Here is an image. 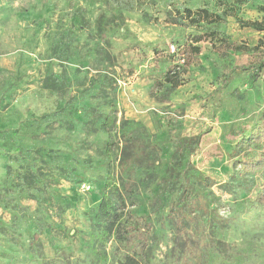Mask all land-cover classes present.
<instances>
[{
    "label": "rangeland",
    "instance_id": "obj_1",
    "mask_svg": "<svg viewBox=\"0 0 264 264\" xmlns=\"http://www.w3.org/2000/svg\"><path fill=\"white\" fill-rule=\"evenodd\" d=\"M260 7L264 0H0V264L94 263L90 228L104 184L117 182L121 138L135 140L132 209L152 225V264H264V172L238 177L227 158L264 103V72L248 86L259 58L244 50L264 49V32L237 22L259 21ZM201 10L219 22L201 20ZM112 17L117 26L102 37ZM51 75L62 90L41 88ZM114 108L106 134L100 124ZM176 145L186 150L178 166ZM23 170L33 186L22 185ZM186 172L208 178L206 191L225 208L204 218L182 260L166 215ZM113 249L108 241L102 264H114Z\"/></svg>",
    "mask_w": 264,
    "mask_h": 264
},
{
    "label": "trees",
    "instance_id": "obj_2",
    "mask_svg": "<svg viewBox=\"0 0 264 264\" xmlns=\"http://www.w3.org/2000/svg\"><path fill=\"white\" fill-rule=\"evenodd\" d=\"M258 10L262 14L259 21H237L240 27L263 33L264 7H260ZM197 15L201 20L210 22H219L220 20L215 16L208 20L210 15L204 10L198 11ZM115 26H117L115 18L107 19L102 24L101 36H105ZM211 36L215 35L211 34ZM201 40V36L194 38L195 43ZM261 46V42H259L254 47H245L244 49L259 58L258 64L253 65V71L249 75L248 86L250 88L254 86L259 76L264 72V49ZM192 50L194 53L199 52L197 48ZM41 88L48 92H56L62 90L63 87L60 81L51 75L43 79ZM114 113L115 108L100 124L101 130L106 134H110L114 128L116 121ZM258 120L259 124L251 126L245 134L240 135L227 154V158L232 161L233 167L236 168L238 177L253 172H264V103ZM134 141L133 139L121 138L122 150L117 162L119 175L117 182L114 183L110 180L104 184L102 196L96 207L87 246L92 258H95L93 264H102L107 261L108 257L104 248L108 241L114 243V254L110 257V261L114 264H152L151 253L148 249L149 239L153 232L152 225L147 216L138 215L132 209L136 206V198L130 180L139 167L136 166L137 162L135 163L136 156H133ZM107 144L110 145V143ZM185 151L180 150L179 145H176L175 151L172 153V160L176 166L179 165L180 158L184 156ZM185 176L187 178L179 186V191L174 196V200L169 203L166 215L174 226V249L177 250V257L182 260H187L188 248L191 245L197 246L201 241L203 236L200 228L207 222L204 218L208 216L209 220H213L217 211L220 208H225L224 206L219 207L215 197L206 191L211 186L208 178L197 176L191 181L192 175L186 172ZM232 176L235 178V175ZM110 177L114 179L113 175ZM18 178L26 187L33 186L35 182V176L29 171L24 173L23 170L18 174ZM261 194L259 202L263 203L264 192ZM210 205H213L211 210L208 209ZM157 206L155 203L154 207ZM149 207L152 208L153 206L149 204Z\"/></svg>",
    "mask_w": 264,
    "mask_h": 264
},
{
    "label": "built area",
    "instance_id": "obj_3",
    "mask_svg": "<svg viewBox=\"0 0 264 264\" xmlns=\"http://www.w3.org/2000/svg\"><path fill=\"white\" fill-rule=\"evenodd\" d=\"M170 48H171V52H172V53L175 52V49H174L173 46H171Z\"/></svg>",
    "mask_w": 264,
    "mask_h": 264
}]
</instances>
